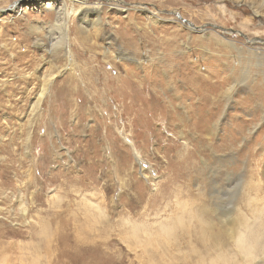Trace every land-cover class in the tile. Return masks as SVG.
<instances>
[{
  "label": "rangeland",
  "instance_id": "374dc122",
  "mask_svg": "<svg viewBox=\"0 0 264 264\" xmlns=\"http://www.w3.org/2000/svg\"><path fill=\"white\" fill-rule=\"evenodd\" d=\"M34 3L0 0V264H172L198 195L264 207V0H86L57 50Z\"/></svg>",
  "mask_w": 264,
  "mask_h": 264
},
{
  "label": "bare ground",
  "instance_id": "6f19581e",
  "mask_svg": "<svg viewBox=\"0 0 264 264\" xmlns=\"http://www.w3.org/2000/svg\"><path fill=\"white\" fill-rule=\"evenodd\" d=\"M29 1L35 2L34 5H42L45 10L53 9L55 12L56 15L55 23L54 24L50 23L51 25H49V29H48L50 36L57 35L55 39V44H51L52 50L54 49L57 50V48L64 47V44L66 43L68 37V29H69L66 21L68 17H70L71 15H75V13L77 12L78 8H75V5H80V7L87 6L86 0H29ZM67 2L71 6H67ZM19 7L21 6L14 5L13 7H11V10L15 15L17 12H19L18 11ZM97 7L98 8L96 9H99V5ZM0 11L2 12L1 9ZM94 13H97V10H95ZM147 13L150 17L154 16L153 13L149 11H147ZM84 14L85 13H83V15ZM18 17H20V15H18ZM97 27L98 25L94 26V28ZM39 29L40 28H36L35 30L38 31ZM33 39L38 45L37 42L40 40L36 36ZM52 78H53V74L52 76H50L48 79L45 80L44 85L40 90V93L38 94V97L36 98L35 102L32 105L31 113L33 114L32 115L33 117H35V114L39 110L42 101L44 100V98L48 93V86ZM262 147H263L262 151L264 152V146ZM217 162L221 163L222 160L217 159ZM197 171L198 173L196 172L194 173H196L197 176H199L202 170L200 171L197 169ZM200 181H202V178ZM203 184H205V182ZM215 187L216 189H218L214 183V186L212 188ZM247 188L249 193H252V191H254L256 194L257 191H255V188L253 187L252 184L250 186H247ZM202 190L204 189L201 188V191ZM216 194L218 195L217 192ZM200 195H198V197L196 198L198 203L196 202V204H194V202L190 200V202H188L187 204L190 208V211L187 214L185 212H184L185 214L183 213L184 217L187 218L189 221H191L192 219L196 221V225L195 224L185 225L182 231L183 233L179 235L180 241H175L174 247L176 248V250L179 251V247L181 246H183L184 249H187L185 255H181L180 257L177 258L176 261H179V264H190L191 260L194 259H197V264H264V224H263L264 207L261 209H258L259 208L258 207L255 210H250L249 206L252 205L254 206L255 203H253L252 205L249 204L248 206L244 205L247 208L245 209V214H243L236 208V206H233L232 209L230 210L229 209L227 211L223 210L222 211L223 219H220L209 211L208 204L202 198L203 196L201 197ZM215 199L217 200L218 197H216ZM215 207L218 208L219 205H216ZM248 216L252 220L251 222L248 219L249 218ZM197 247H199V249ZM163 253L168 255V258L170 259L172 264H176L175 263L176 261L174 262L171 260L170 251L166 246L164 247ZM153 256H158V255L154 254ZM208 260L209 262H206Z\"/></svg>",
  "mask_w": 264,
  "mask_h": 264
}]
</instances>
